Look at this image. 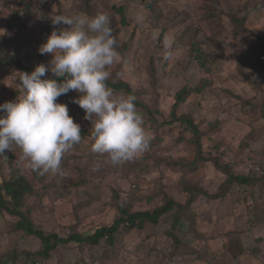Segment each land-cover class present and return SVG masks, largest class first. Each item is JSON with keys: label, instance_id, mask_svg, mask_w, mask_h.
<instances>
[{"label": "rangeland", "instance_id": "1", "mask_svg": "<svg viewBox=\"0 0 264 264\" xmlns=\"http://www.w3.org/2000/svg\"><path fill=\"white\" fill-rule=\"evenodd\" d=\"M115 6H124L123 14ZM98 12L110 17L120 54L108 80L131 91L111 89L136 97L151 137L148 150L120 166L92 152V124L73 102L81 95L73 90L57 99L81 128V142L62 158L67 178L33 171L13 145L0 155V182L24 175L32 185L23 200L30 219L63 236L113 223L120 215L117 200L136 212L175 199L185 205L182 225L172 227L173 209L158 224L121 226L113 244L106 237L94 247L72 242L40 264H264V179L228 186L217 167L232 163L249 174L264 162V58L256 49L257 35L264 37V0H0V57L16 55L33 69L48 64L52 54L41 55L38 48L53 30L67 27L53 25L51 17ZM233 17L248 31H236ZM165 36L172 39L170 49L164 48ZM21 75L19 67L0 64V104L21 94ZM184 87L200 89L184 95L176 120L174 104ZM184 116L200 128V146ZM16 222L0 214V259L40 247Z\"/></svg>", "mask_w": 264, "mask_h": 264}, {"label": "clouds", "instance_id": "2", "mask_svg": "<svg viewBox=\"0 0 264 264\" xmlns=\"http://www.w3.org/2000/svg\"><path fill=\"white\" fill-rule=\"evenodd\" d=\"M136 19L140 22L143 16ZM51 21L67 26L53 30L38 48L41 55L52 54V59L37 64L31 72H22L21 94L15 101L0 104V112L5 113L0 115V155L15 145L33 171L67 178L62 158L81 142V128L67 105L57 99L74 90L81 95L73 102L92 124L91 151L106 156L105 162L112 166L138 158L148 150L151 137L135 105L136 97L117 94L106 83L108 68L120 60L110 17L103 12L55 14ZM163 45L170 49L172 39L165 36ZM170 57L166 52L164 59ZM48 72L64 79L47 78ZM259 165V170L252 165L254 172H262L264 162ZM99 168L96 163L92 171Z\"/></svg>", "mask_w": 264, "mask_h": 264}, {"label": "trees", "instance_id": "3", "mask_svg": "<svg viewBox=\"0 0 264 264\" xmlns=\"http://www.w3.org/2000/svg\"><path fill=\"white\" fill-rule=\"evenodd\" d=\"M115 10L119 12L120 14H123L125 7L115 6ZM125 18V17H124ZM233 20L236 24L239 25V27L236 29L238 32L248 31V28L243 27V24H245L242 19H236V17H233ZM126 20H123V23H125ZM257 43L256 46L257 50L259 51V54L264 58V37L257 35ZM194 49H196L197 52V59L199 61V64L202 68H207V61L204 58V55L200 52V48L195 45ZM246 52H250V49H248ZM0 64L7 65V66H17L20 68L22 72H31L33 68L31 66H27L23 63L20 57L16 55L12 56H5L0 57ZM47 78H54L58 81H62L64 78L60 77H54L53 74L46 75ZM108 87L122 90L126 89L128 91H131L130 87L124 83V82H118L114 83L109 80L106 81ZM199 87L196 88H189L184 87L181 90L178 91L177 94V102L174 104V113L173 117L178 120L179 117H177L175 111L178 109L181 102L184 101V95L190 92L199 91ZM264 119V112L262 110L261 115ZM182 119V120H181ZM181 121L185 123L190 124V128L195 133V143L200 146L201 145V136H200V128L198 125L194 122V120L190 117H181ZM219 170L224 174L225 178L224 181L227 183L226 185L230 186L232 184H239V185H246L249 183H260L264 179V167H263V174L261 172H252V173H238L235 171V168H233L232 163L231 165H224V164H218L217 166ZM185 182V188L186 191H189L192 189L191 186H187V181ZM32 191V185L30 184V181L24 176V175H14L10 179L5 180L3 183L0 182V214L2 213H9L17 218V222L15 224L16 229L20 231H24L26 234L35 236L40 241V247L35 251H21L15 252L12 257L9 258H1L0 264H40L43 261H46L51 257V254L60 246L67 245L69 243L75 242L80 245H87V247L91 246H97L100 244L101 240L106 237L109 240L110 244L114 243V239L116 236V233L120 231V229H123L124 227H121L123 225H126L128 228H143L145 224H158L160 221V217L163 214H169L171 210L174 209L173 214V220L171 222L172 227H177L179 224L182 225V216L181 212L184 208V204H181L177 202L175 199H168L166 204L163 206H158L154 208L153 210H145V211H136V212H130L127 207H125L120 200H117L116 205L119 212V216L116 218V220L108 225H102L96 228V230L93 233L89 232H73L69 234L68 236H63L56 232H48L44 230L43 228L38 227L35 225V223L30 219L27 209L24 208V197L26 194L30 193ZM228 189H224L223 194L227 192ZM168 235L173 236V232L170 230L168 232ZM22 256V262L19 261V258Z\"/></svg>", "mask_w": 264, "mask_h": 264}, {"label": "built area", "instance_id": "4", "mask_svg": "<svg viewBox=\"0 0 264 264\" xmlns=\"http://www.w3.org/2000/svg\"><path fill=\"white\" fill-rule=\"evenodd\" d=\"M254 169H255V170H259V169H260V165H259V166H255Z\"/></svg>", "mask_w": 264, "mask_h": 264}]
</instances>
